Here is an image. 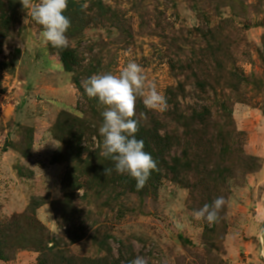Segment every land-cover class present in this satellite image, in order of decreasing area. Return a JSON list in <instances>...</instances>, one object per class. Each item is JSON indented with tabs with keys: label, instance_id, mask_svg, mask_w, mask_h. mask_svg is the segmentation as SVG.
I'll list each match as a JSON object with an SVG mask.
<instances>
[{
	"label": "rangeland",
	"instance_id": "obj_1",
	"mask_svg": "<svg viewBox=\"0 0 264 264\" xmlns=\"http://www.w3.org/2000/svg\"><path fill=\"white\" fill-rule=\"evenodd\" d=\"M82 5L64 13L71 27L62 49L78 64L68 70L20 0H0V224L27 242L0 264H131L138 255L147 264H264V0ZM211 32L218 44L210 48ZM131 61L166 98L174 90L182 111L209 106L227 134L192 143L198 168L186 175L190 187L167 178L142 196L108 191L102 184L111 174L66 159L65 122L91 116L82 81L118 75ZM221 102L230 112L225 120ZM166 111L137 98V116L182 133ZM71 169L80 188L68 184ZM221 196L218 222L194 218ZM40 227L48 233L37 243Z\"/></svg>",
	"mask_w": 264,
	"mask_h": 264
},
{
	"label": "trees",
	"instance_id": "obj_2",
	"mask_svg": "<svg viewBox=\"0 0 264 264\" xmlns=\"http://www.w3.org/2000/svg\"><path fill=\"white\" fill-rule=\"evenodd\" d=\"M82 1L83 0H81V2L79 0H68L67 10H71L75 13L82 12L84 9ZM209 36L213 40V43L211 41L207 42L211 48V45L218 44V41L215 40L212 32ZM212 49L214 51L220 50L218 46ZM60 55L66 69L71 70L78 65L72 52L60 49ZM171 69L173 72L177 70L173 65ZM178 88H181V86H178ZM174 92V90H170L167 96L168 110L166 111V119H171L175 123L181 125L180 127L183 128L182 133H178V130L171 131L168 125L157 122V120L153 121L152 118L148 120L147 116L144 118L145 120L137 115L135 116V119L139 121V130L136 133V138L144 141V151L150 153L157 163V170L151 172L143 189L137 190L135 179L128 174H118L115 171L114 162L111 161L110 158L106 159L100 155L103 138L100 136L98 130L103 121L101 115L103 112V105L99 103L98 98H89L91 108L90 117L69 119L65 122L64 127H66L68 132L66 134L61 130L64 135L66 134V138L64 137V140L61 141L64 146H71V151L66 159L70 163L81 162L83 164L88 163L97 165L98 167H94L97 174H99L101 170L105 171V168H111V178L104 181L102 184V187L108 191L114 188H122L121 190L132 191L142 196L150 189L152 192L156 190L158 186H160L162 180L167 178L178 184L181 183L182 185H187L186 187H190L188 186L190 185V180L186 178V175L193 174L198 168L193 160H191V157H195L191 152L192 143L196 140L210 143L217 140H224L227 138V134L221 130V128L218 129V123L215 121L214 114L209 106L205 105L201 106L200 109L191 108L190 110L187 109L188 111H182L183 106L180 100H177L179 95ZM184 96L185 95H180L182 100L185 99ZM221 103L222 104H219L221 110H223L221 112V117L225 120L230 116V112L225 110V103ZM181 141H185V145L182 147L181 155H177L176 146H179ZM61 150L63 152V147ZM71 172L74 174L76 173L75 170H70L72 179L68 184L80 188L81 184H79V178L77 175L73 176ZM87 184L90 187V191L94 190L92 180H89ZM81 187L86 189L85 186ZM118 199L119 198L114 197L112 200ZM39 232L40 237L37 239V243H42L44 241V236L48 232L42 227H40ZM13 238L14 236L10 232L9 227L0 224V260L12 259L16 252L24 247L22 245L27 243L24 239L17 242ZM66 262L67 264H73V261L69 258L66 259Z\"/></svg>",
	"mask_w": 264,
	"mask_h": 264
},
{
	"label": "clouds",
	"instance_id": "obj_3",
	"mask_svg": "<svg viewBox=\"0 0 264 264\" xmlns=\"http://www.w3.org/2000/svg\"><path fill=\"white\" fill-rule=\"evenodd\" d=\"M38 25L42 26L40 37L45 45L51 44L57 49L69 46L66 35L71 21L64 13L68 0H20ZM84 92L89 98H98L104 111L99 134L103 138L100 155L110 158L118 174H128L136 180L137 190L143 189L151 172L157 170V163L151 154L144 151V141L136 138L139 121L136 116L137 98H142L149 110L164 112L168 108L167 98L157 90L154 83H148L141 65L134 61L127 63L119 74H94L82 81ZM143 115V114H142ZM111 168H105L104 174H111ZM225 205L223 196L217 197L211 205L204 204L193 216L196 220H205L213 224L219 220V212ZM177 227H182L177 224ZM131 264H147L142 256H136Z\"/></svg>",
	"mask_w": 264,
	"mask_h": 264
}]
</instances>
